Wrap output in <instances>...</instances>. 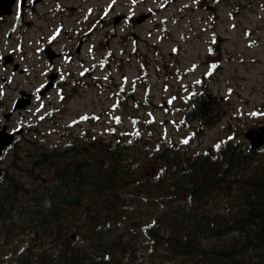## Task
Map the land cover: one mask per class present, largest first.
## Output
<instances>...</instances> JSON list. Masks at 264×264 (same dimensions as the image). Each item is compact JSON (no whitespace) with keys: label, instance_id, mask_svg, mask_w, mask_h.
Returning <instances> with one entry per match:
<instances>
[{"label":"rangeland","instance_id":"374dc122","mask_svg":"<svg viewBox=\"0 0 264 264\" xmlns=\"http://www.w3.org/2000/svg\"><path fill=\"white\" fill-rule=\"evenodd\" d=\"M167 1L43 0L45 5L37 6V11L33 7L31 13L26 7L33 0H26L19 30L6 28L0 36V95H4L0 98V129L4 124L17 127L19 119L22 128L26 121L49 110L44 108L48 101L35 91L50 67L44 53L48 43L57 53L72 50L71 57L64 53L56 61L57 69L72 70L76 80L96 87L88 75L79 77L94 68L93 76L100 78L107 89L78 85V92L66 104L53 97L58 104L54 102V122H39L46 132L37 136L43 146L66 144L74 130L78 134L85 130L83 136L99 135L109 143L136 140L142 148L181 146L197 153L213 149L230 137L250 147L248 133L257 135L264 127V115H251L264 113V0H170L171 6L161 11ZM55 9L54 15L51 11ZM176 11L177 18L167 21ZM120 15L125 20L114 23ZM99 17L103 22L99 20L96 26H103L88 35ZM131 17L136 18L133 30L128 20ZM6 20L11 22L12 17ZM86 35L88 41L84 40ZM42 38L46 43L37 45ZM103 40H108L120 60L126 84L117 65L110 68L102 64L100 53H94ZM22 50L24 53L16 59L17 69L11 63L2 66L5 55L16 57ZM2 74L6 75L4 81L8 77L11 81L3 93ZM114 83H123L124 87L119 89ZM203 85H208L206 89L220 99L222 106L217 123L198 130L200 123L185 119L184 110L189 96L204 89ZM20 90L26 91L32 105L5 122L2 114L8 113ZM137 131L139 136L135 135ZM185 139L189 140L187 144L182 143ZM254 155L264 160V146ZM144 230L145 225L138 231ZM3 242L5 237L0 233V245ZM10 250L7 247L2 253Z\"/></svg>","mask_w":264,"mask_h":264},{"label":"trees","instance_id":"16d2710c","mask_svg":"<svg viewBox=\"0 0 264 264\" xmlns=\"http://www.w3.org/2000/svg\"><path fill=\"white\" fill-rule=\"evenodd\" d=\"M219 107L205 91L187 115L209 125ZM219 145L97 140L72 144L68 160L43 151L36 165L52 182L27 190L3 178L0 264H264V160Z\"/></svg>","mask_w":264,"mask_h":264},{"label":"snow or ice","instance_id":"6c2138e0","mask_svg":"<svg viewBox=\"0 0 264 264\" xmlns=\"http://www.w3.org/2000/svg\"><path fill=\"white\" fill-rule=\"evenodd\" d=\"M114 2H115V0H113V3H114ZM132 3L135 4V3H136V0H132ZM213 67H215V65H213ZM197 83H200V81H197ZM169 103H171V101H169ZM149 115H151V114H149ZM251 115H253V116L264 115V113H251ZM83 119H88V117H83ZM96 119H99V118L97 117ZM116 122H117V123H120V118H119V117H116ZM150 122H151V121H150ZM133 123L135 124V123H137V121H133ZM135 135H136V136H139V135H140L139 131H137V132L135 133ZM229 139H232V138L230 137ZM188 142H189L188 139H185V140L182 141V143H184V144H187ZM219 146H220L219 144L216 145L217 148H219Z\"/></svg>","mask_w":264,"mask_h":264},{"label":"water","instance_id":"95a60500","mask_svg":"<svg viewBox=\"0 0 264 264\" xmlns=\"http://www.w3.org/2000/svg\"><path fill=\"white\" fill-rule=\"evenodd\" d=\"M263 139H264V132L260 134V137L257 139L252 140V147L253 148H259L263 145ZM6 144H1V146H5Z\"/></svg>","mask_w":264,"mask_h":264}]
</instances>
